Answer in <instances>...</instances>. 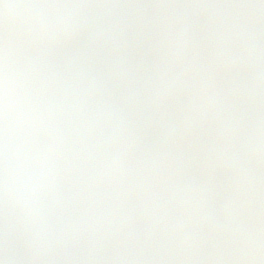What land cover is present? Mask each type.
Wrapping results in <instances>:
<instances>
[{"label": "rangeland", "instance_id": "1", "mask_svg": "<svg viewBox=\"0 0 264 264\" xmlns=\"http://www.w3.org/2000/svg\"><path fill=\"white\" fill-rule=\"evenodd\" d=\"M1 1L9 7L7 32L0 36V224L5 227L0 264H227L199 226L201 210L194 203L199 192L237 220L239 258L233 264H264V167L250 157L252 145L248 142L249 149L245 141L264 134V115L243 135L226 117L240 81L249 79L264 88V39L252 35L264 21V0H177L174 19L157 32L164 80L156 104L159 117L175 135L173 168L161 179L140 183L136 197L137 174L127 168L133 160L126 153L95 173L70 168L58 159L61 186L72 185L83 197L101 199L109 179L112 188L132 189L131 203L141 201L135 206L141 217L137 224H142L141 229L136 226L141 230L136 246L129 244L134 238L125 248L110 250L103 239L100 247L83 240L73 255H64L65 248L57 254L47 242L42 248L36 239L24 246L30 232L22 213L10 212L9 202L16 191L23 200L26 176L37 170L41 174L44 163L57 159L40 134L32 62L43 47L75 44L73 8L78 0ZM46 11L58 17L56 27L42 26L39 15ZM223 40L228 47L220 52L215 44ZM39 139L45 154L38 159L34 147L40 148ZM169 232H180L176 243L168 254L153 257L156 239ZM25 249L36 251L37 260Z\"/></svg>", "mask_w": 264, "mask_h": 264}, {"label": "water", "instance_id": "2", "mask_svg": "<svg viewBox=\"0 0 264 264\" xmlns=\"http://www.w3.org/2000/svg\"><path fill=\"white\" fill-rule=\"evenodd\" d=\"M175 8L176 0H81L76 8L80 33L76 46L37 56L41 128L66 161L97 169L133 143L142 175L152 177L165 170L172 145L154 107L162 80L155 33ZM5 9L6 4L0 3V34L6 26ZM263 31L264 26L255 33ZM249 95L254 98L244 108L252 113V122L264 112V92L255 89ZM258 142L264 147V137ZM198 203L206 209L208 230L225 262H235L236 220L214 211L212 200L204 195ZM109 209L114 210L102 207L99 215ZM115 219L118 222L117 213ZM175 241L169 239L168 247Z\"/></svg>", "mask_w": 264, "mask_h": 264}, {"label": "flooded vegetation", "instance_id": "3", "mask_svg": "<svg viewBox=\"0 0 264 264\" xmlns=\"http://www.w3.org/2000/svg\"><path fill=\"white\" fill-rule=\"evenodd\" d=\"M39 142L41 150L40 148L38 149V147H34V154L38 159L39 155L43 153L41 140ZM131 152L130 149L128 152L125 151L129 159ZM43 154H45V152ZM127 162H129L128 159ZM48 164L47 166L46 163H44L45 166H41V174L46 172L45 174L49 173L51 177L41 176L40 173L37 174L38 170L32 173V177L26 176L24 181L29 182V185L24 186L25 193L23 195V200L16 191L12 194V199L9 202L10 212L14 213L17 211L22 213L25 218V226L28 227L30 232L28 240L26 239V243L24 244L25 246H27V243H31L30 241L36 239L40 240V243L43 245L42 248L45 247L47 242L50 247L57 251L65 248L67 253H71L73 249L78 246L79 241L83 240H85L89 246L100 247L98 244H100V240L103 239L106 243L105 248L107 249L125 248L126 244L129 243L128 241L132 240V238L134 239L129 243L130 247L137 245L136 242L141 237V230L137 231L136 226L138 225L137 223H139L138 218L141 219V217L138 215L137 207H135L137 206L138 200L131 203L132 198L130 197L132 196V189H126L124 191L122 188L119 189L115 186L112 188V182L107 179L104 183V195L101 199L92 198L91 195L83 197L81 191L77 189V187L61 186L58 183V172H56L58 158ZM135 179L138 180L136 181L138 185L143 181H154V179ZM70 187L76 191L75 196L71 195L72 199L68 196L65 198L64 203H61L62 190ZM133 189L138 191L136 197H139V191L141 194L142 186L139 185V189L138 186ZM74 198L80 204L81 219H73L70 217L71 215L61 214V212H59L62 208L61 205H64L66 209H68L70 202L74 201ZM109 203L118 207L120 211V225L113 231L106 232L96 226L94 218L98 208ZM54 207H58V212L52 211ZM62 224L66 228H62ZM140 226L142 227V224L138 225L141 229ZM90 230L93 231L89 233ZM37 233H39V235Z\"/></svg>", "mask_w": 264, "mask_h": 264}]
</instances>
